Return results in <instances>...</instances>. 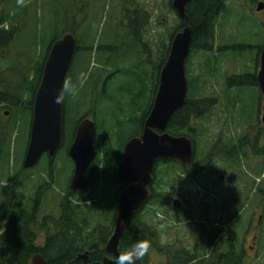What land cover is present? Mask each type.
Instances as JSON below:
<instances>
[{"label": "trees", "instance_id": "trees-1", "mask_svg": "<svg viewBox=\"0 0 264 264\" xmlns=\"http://www.w3.org/2000/svg\"><path fill=\"white\" fill-rule=\"evenodd\" d=\"M31 1L36 2L37 0H0V186L3 189V183H14L17 188L18 186L25 187L29 183L35 185L37 177L40 180L34 195H29L24 200H15L13 196L0 193V196L5 198L0 204V264H31L36 255H41L47 264H85L84 261L74 262L79 255L85 252H89L88 264L102 263L105 257H110L105 250L114 233L118 198L125 189V186L116 177V169L122 159L127 142L142 135L154 100L144 113L140 130L130 134L126 139H120L123 128L129 122L126 119L124 108H121L124 120H119L120 116L117 110L114 114H110L108 108H85L86 105L83 103H80L83 106L75 108V97H66L64 101L63 145L55 159H49L48 155H44L40 163L30 170L23 169L21 164L18 167L17 164L14 165L11 154L12 135L17 127L26 125V123L29 131L35 97L43 77L46 59L54 42L61 39L66 33H73L77 38L74 59L81 53L87 51L93 53L95 50L93 45L89 49L84 47V40L78 38V28H69L65 24L61 29L52 30L54 32L50 39L39 40L37 38V47L41 43H46L47 53L45 55L34 56V51L31 52L30 49L23 52L14 50L19 37L27 29L29 13L26 9ZM231 1L193 0L188 4L186 10L188 25L193 30L191 55L187 63L189 92L186 105L173 116L167 132L173 136L190 138L195 144L197 161L199 160L198 135L203 134L195 135L191 128L197 127L196 123L199 120H205L206 115H210L218 105L221 96L215 91H213L214 95L209 98L205 96L204 91L199 94L195 93L194 87L196 86L189 80L193 77V62H190V58H195L198 52L207 54L213 52L217 42V31L223 27V20L229 14ZM172 2L173 0H171L170 6L173 8ZM123 3L126 4V0H123ZM139 7V10L134 9L135 15L130 16L131 13L125 6L123 12H129V24L122 27V32H127V36L130 34L134 36L131 38L135 42L131 62L135 63L139 78L147 75L145 66L146 63L152 62L153 52L156 50V53H159V58H162L158 67L159 84L161 71L170 54L171 42L176 33L183 29L184 21L181 19L178 21V27L169 36V43L161 38H157L156 41L155 38L151 39L147 35L151 14L145 10L141 11V6ZM63 20L66 21V19ZM74 59L67 77L72 74ZM218 59L216 57V60ZM211 63L212 60L207 59L206 66ZM110 64L111 60L107 59L106 65ZM118 67L121 68L119 62ZM96 68L100 69L101 65ZM218 74H214L217 83L221 81L220 78L218 79ZM201 76L203 77V75ZM98 77L93 94H96L100 88L101 76ZM250 77L252 76H245V78ZM239 78L243 77L239 76ZM230 81L232 80L230 79ZM140 82L143 83L142 79ZM257 84L255 75L252 87L256 88ZM77 85L80 87L79 83ZM157 87L159 88V85ZM222 95L231 106L230 101L235 104V99L231 96L228 88L223 91ZM128 107L130 111L136 109L134 102H130ZM229 110L231 113L236 112V108H229ZM7 111H10L9 116H6ZM71 115L74 118L73 130L70 129ZM238 115L241 116V114ZM90 117L94 119L97 126V157L88 171L91 191L84 194L70 189L74 164L68 156V150L74 142L79 124ZM114 117L118 120L115 123L110 121ZM220 139V137L217 138L210 147L211 150L216 148ZM234 142V139H227L229 148H233ZM247 143V140L239 141L240 148L238 149L246 146ZM254 154H262V149L259 148L258 151L255 146ZM65 161L69 163L72 174L63 184L64 189L59 197L60 203L51 206L49 197L57 200V194L53 191L62 174V169L58 168L57 164L65 163ZM259 167L260 169L255 171L257 178L264 175V161L260 163ZM185 170L181 163L176 161L159 160L157 162L149 187L150 198L142 209L132 212L125 221L126 228L120 240L119 249L131 245L137 239L150 240L149 254L144 257L143 261H137V264H264L263 237L258 240L260 247L257 248L258 257L256 260L250 258L243 243H239L236 239H232L230 242L226 241L224 233L226 225L232 217L225 219L222 210L219 219H210L209 215H206L197 222L195 221L196 215H194L196 213L180 214V210L170 206L171 197L177 194L172 189V179L178 175L179 178L188 175ZM35 176L36 179H33ZM177 180L179 181L176 178L175 181ZM257 184L259 183L254 180V185ZM107 190L113 192L109 204L105 203ZM246 204L248 203L245 201L232 213V216L235 215L234 217L237 218ZM173 212H178V214L172 216ZM187 220H191V225L188 226L192 227V230L188 229V234L180 238L179 235H182L181 222L185 223ZM240 223L241 219H238V225L236 224V229L231 233L236 238L238 230L243 228ZM173 232L179 234V238L162 244L161 240L164 236H172ZM41 237L44 239L43 243H40ZM154 252L164 256V262H155Z\"/></svg>", "mask_w": 264, "mask_h": 264}, {"label": "rangeland", "instance_id": "rangeland-1", "mask_svg": "<svg viewBox=\"0 0 264 264\" xmlns=\"http://www.w3.org/2000/svg\"><path fill=\"white\" fill-rule=\"evenodd\" d=\"M170 4L171 0H126V4L123 3V0L31 1L26 9L29 13L27 16V29L19 37L14 50L23 52L30 49L31 52L34 51V56L45 55L47 53L46 43H41L37 47V38L48 40L54 32L52 30L61 29L65 25L69 28H78V38L84 40V47L89 49L93 45L95 50L93 53L91 52L92 54L88 51L81 53L74 59L70 78L79 89L74 98L76 103L74 107L79 108L85 104V108H108L110 114H114L117 110L120 116L119 120H124L121 113V108H124L126 119L129 122L123 128L120 139H126L130 134L140 130L144 113L150 108L156 96L157 86L159 85L158 67L162 58H159V53H156L155 50L151 57L152 62L146 63L145 66L147 75L139 78L135 63L134 61L131 62L135 47V42L131 38L134 36L133 34L127 36V32H122V27L129 24V12L131 13L130 16H134V9L139 10V6H141V11L145 10L151 14L147 35L151 39L155 38L156 41L157 38H161L169 43V36L178 27V21L180 20ZM125 6L129 12H123ZM251 6L249 1L232 0L229 3V14L223 20V27L217 31V42L213 52L211 54L198 52L195 58H190V62H193V77L189 80L194 82L196 86L194 87L195 93L199 94V92L204 91L205 96L209 98L214 95L213 91H215L221 96L218 105L210 115H206L207 120L205 119L197 125L198 133L203 134L198 135V159L202 160L207 154L212 153L210 147L216 142L218 129L222 127L218 122L224 121V118L234 117L239 125L243 122L248 124L253 122L258 115L260 96L258 89L252 87L256 70H258L255 61L256 49H252L250 46L264 43V28H261L258 20L255 17L251 18V16L255 15L264 20V14L256 12L255 6V10H251ZM63 19H66V21ZM216 57L219 59L216 60ZM91 59L92 62L89 63ZM107 59L111 60L110 65H106ZM207 59L212 60L209 66H206ZM118 62L121 64V68L118 67ZM100 65V69H95ZM88 67H90V70H88ZM214 74H218V79H221L219 83H217L216 78L214 79ZM246 75L252 77L245 78ZM98 76H101L100 88L96 94H93ZM239 76L243 78H239ZM78 77L86 81L82 87L77 85L79 83ZM140 79L143 83L140 82ZM226 88L230 90L231 96L235 99V104L230 101L232 106L222 95ZM130 102H134V108H136L134 111L129 110L128 105ZM229 108H236V112L231 113ZM238 114H241V116ZM6 116H9V114ZM73 119L71 115L69 120L71 130L74 129L72 128ZM116 120V117L110 119L113 123ZM243 126L244 128L248 127L247 125ZM236 129L231 131L237 133ZM29 136L27 123L17 127L12 135L11 154L13 155V163L14 165L17 164V167L24 163L29 145ZM226 137L232 138L228 135ZM205 152H207L206 155ZM239 159L240 166L238 165L236 169L241 172H234V168H227L226 173H220V167L227 165L228 162L216 157L211 162V166L202 173H195V176L184 175L180 178L177 174L178 176L172 179V189L186 205L185 211L187 212L180 211V214L196 213L194 214L196 215L195 221L198 222L206 215H209L210 219H219L222 210L225 219L232 217L226 225L224 233L226 241L230 242L232 239H236L242 244L244 239L247 238L244 245H247L248 248L254 243V230L259 229L258 240L263 237L262 244L264 245V175L261 177L262 181L258 182L255 171L260 169V163L257 162L256 158L247 159L241 156ZM208 162L205 161V163ZM57 166L62 169V174L53 191L57 194V200L51 196L49 197L51 206L60 203L59 197L64 189L63 184L72 174L71 167L66 161L57 164ZM220 174L226 175L225 183L218 180ZM176 178L179 181H175ZM33 179H36V176ZM254 180L259 184L254 185ZM35 183V185L29 183L25 187L18 186V188L14 183H3L4 188L2 189V186H0V193L13 196L15 200H24L25 197L34 195L35 188L40 184L38 177ZM112 193L111 190L106 191V204L111 201ZM176 195L171 197L170 205ZM4 199L0 196V204ZM245 201L248 204L241 209L240 215L238 214L237 218L234 217L235 215L232 216V213ZM58 210L57 207V212ZM177 214L178 212H173L172 216ZM238 219H241L240 226L243 228L238 230L236 238L231 233L236 229ZM251 223L258 227L250 230ZM181 224L182 235L173 232L172 236H164L162 240L172 242L178 239L179 236L181 238L188 234V229L191 228L192 230V227L188 226L191 225V220H187L185 223L181 222ZM43 241L44 239L41 237L40 243H43ZM259 247L260 241H257V248L259 249ZM249 255L252 260H256L258 251L255 253L254 250V253ZM153 259L157 263L165 260L164 256L159 255L157 252L153 253Z\"/></svg>", "mask_w": 264, "mask_h": 264}, {"label": "water", "instance_id": "water-1", "mask_svg": "<svg viewBox=\"0 0 264 264\" xmlns=\"http://www.w3.org/2000/svg\"><path fill=\"white\" fill-rule=\"evenodd\" d=\"M193 0H173L172 6L179 19L184 21L183 29L176 33L159 81L152 110L145 121L141 136L130 139L125 145L120 163L116 169L118 181L125 186L118 198L116 225L113 236L106 246L102 263L114 264L119 255L120 240L125 232V221L132 212L142 209L150 198L149 187L159 160L178 161L190 166L195 155V144L186 136H173L167 132L173 116L184 108L189 91L187 61L191 54L193 30L188 25L187 6ZM264 10V3L258 11ZM77 50V38L66 33L54 42L45 62L44 73L39 85L31 123L29 145L23 169H34L44 155L55 159L64 139V103H54L55 96L71 69ZM258 81L264 94V49L261 53ZM263 122H264V106ZM9 113L6 112V115ZM97 126L91 118L84 119L77 127L76 136L68 156L74 164L70 189L88 194L91 186L88 171L97 157ZM175 205H180L179 200ZM88 264L89 252L78 256L74 262ZM31 264H47L41 255L33 257Z\"/></svg>", "mask_w": 264, "mask_h": 264}, {"label": "flooded vegetation", "instance_id": "flooded-vegetation-1", "mask_svg": "<svg viewBox=\"0 0 264 264\" xmlns=\"http://www.w3.org/2000/svg\"><path fill=\"white\" fill-rule=\"evenodd\" d=\"M244 1H249L251 6V10L256 9V12H258L259 14H264V10L262 11H258V7L261 3H264V0H244ZM254 9V10H255ZM255 17L258 22L260 23L259 26L261 28H264V20H262L260 17L258 16H251V18ZM250 48L252 49H256V66L258 68V70H256V78H257V86L256 88L258 89V93H259V101H258V115L256 116V119L253 122H249L251 124H246V123H240L241 125H239V123L236 122L234 117H228V118H224V121L222 122H218V124H221L222 127L220 129H218V137H220V141L219 144H217L216 148L214 150H212L211 154H207L202 160L199 159L197 161V157L194 155L193 161L191 163L190 166L188 165H183L181 164L182 167H184L187 172V174L189 176H195V173H202L204 172L207 168H209L211 166V162L213 160H215L216 157L224 160L225 162H228L227 165H222L220 167L221 171L220 173H226L227 172V168H234V172H237L239 170L236 169V167H238V162H239V158L238 157H246L247 159H252V158H256L257 162L262 163L264 161V122H263V106H264V94L261 91L260 88V84L258 81V73L260 70V63H261V53L264 49V43L262 44H257V45H251ZM20 109V108H17ZM10 112V111H8ZM34 112V111H33ZM33 112L32 115L30 116V124H29V134H30V130H31V123H32V118H33ZM173 119V118H172ZM171 119V121H172ZM243 119V118H241ZM207 120V119H206ZM170 121V123H171ZM205 120H199V122H197L196 124L199 125L200 122H203ZM169 123V125H170ZM168 125V127H169ZM243 125H247L248 127L244 128ZM192 127V126H191ZM190 127V128H191ZM238 130H237V129ZM192 132L196 135L198 133V127H192ZM236 129V131H238L237 133H233L231 130ZM168 130V129H167ZM222 130L224 131L222 133ZM226 135L228 136H232L234 138H227ZM227 139H234V146L233 148H229L228 144H227ZM242 140H247L248 143L246 146L242 147L241 149L239 147V141ZM262 149V154H254V147ZM196 150V148H195ZM196 152V151H195ZM238 158V160H237ZM205 161H209L208 163H205ZM178 162V161H176ZM252 162V161H251ZM180 163V162H179ZM240 166V165H239ZM226 175L225 174H220L218 176V180L223 181L224 183L226 182ZM258 182H261V178H257ZM222 182V183H223ZM180 197L178 195H176L174 197V201L173 203L170 205L171 207H175L177 210L180 211H185L186 209V205L184 201H181L179 199ZM179 200L180 205H175V201ZM187 211H185L184 213H186ZM261 220V218H260ZM258 226H255L253 223L250 224L249 229L253 230L254 228H257ZM249 232V231H248ZM254 243L252 246L247 248V245H244L245 242L247 241V238L244 239V243H243V247L244 249L249 253L252 254L257 253V241L259 238V229H257V231L254 230ZM256 255V254H255Z\"/></svg>", "mask_w": 264, "mask_h": 264}, {"label": "clouds", "instance_id": "clouds-1", "mask_svg": "<svg viewBox=\"0 0 264 264\" xmlns=\"http://www.w3.org/2000/svg\"><path fill=\"white\" fill-rule=\"evenodd\" d=\"M79 84L82 87L86 82L85 79L78 77ZM79 89L73 84L70 77H66L63 85L55 96L54 103L63 104L66 97H75ZM165 241L161 240L163 244ZM151 242L148 239H137L131 245L119 249V255L115 257L114 264H137V261H143L144 257L149 254Z\"/></svg>", "mask_w": 264, "mask_h": 264}]
</instances>
